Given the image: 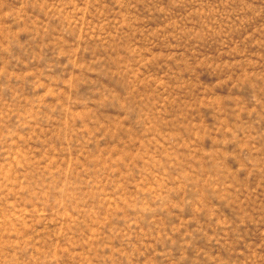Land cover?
I'll list each match as a JSON object with an SVG mask.
<instances>
[{
    "label": "rangeland",
    "instance_id": "1",
    "mask_svg": "<svg viewBox=\"0 0 264 264\" xmlns=\"http://www.w3.org/2000/svg\"><path fill=\"white\" fill-rule=\"evenodd\" d=\"M0 264H264V0H0Z\"/></svg>",
    "mask_w": 264,
    "mask_h": 264
}]
</instances>
